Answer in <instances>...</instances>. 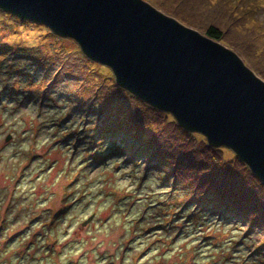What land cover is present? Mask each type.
<instances>
[{
	"label": "rangeland",
	"instance_id": "obj_1",
	"mask_svg": "<svg viewBox=\"0 0 264 264\" xmlns=\"http://www.w3.org/2000/svg\"><path fill=\"white\" fill-rule=\"evenodd\" d=\"M146 1L201 33L255 40L248 58L220 42L259 75L264 0ZM139 103L150 108L74 41L0 10V264H264L263 229L156 160L165 122L138 127Z\"/></svg>",
	"mask_w": 264,
	"mask_h": 264
},
{
	"label": "water",
	"instance_id": "obj_2",
	"mask_svg": "<svg viewBox=\"0 0 264 264\" xmlns=\"http://www.w3.org/2000/svg\"><path fill=\"white\" fill-rule=\"evenodd\" d=\"M0 10L74 41L117 85L232 151L264 186V80L233 49L146 0H0Z\"/></svg>",
	"mask_w": 264,
	"mask_h": 264
},
{
	"label": "trees",
	"instance_id": "obj_3",
	"mask_svg": "<svg viewBox=\"0 0 264 264\" xmlns=\"http://www.w3.org/2000/svg\"><path fill=\"white\" fill-rule=\"evenodd\" d=\"M249 2L253 3L252 0H245V5ZM238 5L244 8L243 4L238 3ZM251 6L249 5L246 11L241 9L244 17H241L239 25L245 24L249 18L253 19ZM235 23L238 22L233 20L230 23L234 29H236ZM196 28L212 39L223 41L228 46L242 50L246 54L249 52L253 56L260 46L255 40L247 42L244 46L240 40L228 38L227 32L222 31L217 24ZM246 57L248 58V54ZM255 57H258L259 65H253V69L260 71L259 75L264 79V56ZM139 105L143 110L135 120L138 127L146 118L151 119L149 122L160 123L157 120L165 122L164 129L158 133L159 138H153L156 141L150 144L155 151L154 155L157 156L156 160L168 165L176 180L189 184L195 192L213 195L218 200V204L228 208L234 215L248 219L250 226L255 224L264 232V186L246 165L234 154L231 159H224L223 147H209L204 137L197 141L195 133L182 129L172 116V120H167L166 113L151 109L142 103ZM258 246L264 247V240Z\"/></svg>",
	"mask_w": 264,
	"mask_h": 264
}]
</instances>
